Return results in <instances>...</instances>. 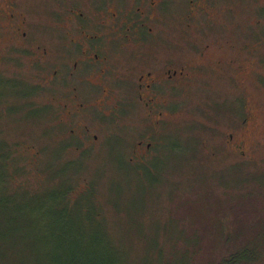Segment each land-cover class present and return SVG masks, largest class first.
<instances>
[{"label": "rangeland", "instance_id": "1", "mask_svg": "<svg viewBox=\"0 0 264 264\" xmlns=\"http://www.w3.org/2000/svg\"><path fill=\"white\" fill-rule=\"evenodd\" d=\"M178 2L177 20L159 30L167 36L151 49L185 62L188 76L161 91L164 105L144 108L133 80H115L126 67L123 52L111 55L107 80L66 72L61 84V29L54 25L61 0H18L29 20L27 49L37 44L48 54L39 61L14 51L0 63V104L16 100L9 110L0 106V179L8 173L11 180L7 165L17 158L29 169L19 177L28 186L9 190L16 210L26 211L14 213L16 235L0 241V264L61 262L60 248L44 239L60 228L48 211L63 196L68 207L87 202L90 214L101 208L94 217L118 264H214L264 230V0H207L193 12ZM125 4L137 0L113 2ZM66 63L68 70L72 58ZM230 135L243 141L244 153L232 148ZM30 210L43 214L36 227L25 223ZM94 217L82 211L70 221L74 229L96 228ZM193 232L198 241L188 245ZM29 237L33 244H24Z\"/></svg>", "mask_w": 264, "mask_h": 264}, {"label": "flooded vegetation", "instance_id": "2", "mask_svg": "<svg viewBox=\"0 0 264 264\" xmlns=\"http://www.w3.org/2000/svg\"><path fill=\"white\" fill-rule=\"evenodd\" d=\"M189 10L193 12L194 4L207 7L209 2L201 0H186ZM238 1V0H236ZM114 0H61V14H57L54 25L61 29V84L66 72L78 78L84 74L95 72L97 82L107 80L110 74L108 63L113 61L112 54L123 52L126 67L124 72L115 78L117 82L124 81L138 92V103L144 108H150L166 103L160 95L163 90H175L184 83L188 72L185 62L177 61L170 56L157 57L151 49L157 43L160 45L166 34L159 30L177 20L178 0H137V5H113ZM29 20L25 11L18 6V0H0V63L9 55L12 60L14 51L27 50L26 53L41 61L48 54L46 48L29 42ZM36 45V46H35ZM165 46V45H164ZM68 47V48H67ZM67 58H72L68 65ZM9 60V62H11ZM228 63V64H227ZM227 65L239 68V62L227 61ZM85 67L86 70L80 71ZM2 75H0V79ZM10 80L11 75L5 76ZM76 82V81H75ZM116 82V83H117ZM81 81H79V84ZM103 91L109 88L108 82H102ZM95 85V84H94ZM128 87V86H127ZM88 88V87H87ZM159 95V96H158ZM161 111L155 115L160 121ZM65 122L61 119V126ZM96 139V136H93ZM231 146L242 154V140L233 141L229 136ZM150 144L146 145L149 148Z\"/></svg>", "mask_w": 264, "mask_h": 264}, {"label": "trees", "instance_id": "3", "mask_svg": "<svg viewBox=\"0 0 264 264\" xmlns=\"http://www.w3.org/2000/svg\"><path fill=\"white\" fill-rule=\"evenodd\" d=\"M10 94L13 98H15L16 95L13 93V89L9 90V95ZM5 101L6 100H4V102L3 101L1 102V104L5 106V110H9L11 106L13 105V103L16 102V100H13V101L8 100L7 103ZM1 110L2 109H0V111ZM3 148L8 151L7 145L5 146L3 145ZM19 160L20 158L19 159L17 158V161L12 160L7 165L8 167L13 168L10 173L11 180L7 172H6L7 175L4 174L2 176L3 179H0V191H1L0 193V241H5L9 238H12V235L14 234L16 235L14 229L15 230L19 229L21 227V224L19 223L18 217L14 213L17 210H20L23 212L26 211L24 210L25 208H23V206H19L16 210V206H14L13 204V199H11L8 196V194H10L9 193L10 189L16 192L19 190H24L25 187L28 186L23 181H19V177H21L20 175H22L23 173H24L23 175H25L29 171V169L27 170V168H25L26 169L25 171H22L20 167L21 163L19 162ZM34 160L35 159H32V161ZM4 168H5V164H4ZM13 179L17 180L16 186L14 188L12 187ZM235 183L239 184L241 183V181L234 182V184ZM219 185L220 187L227 186L225 184H219ZM29 188L31 190V187ZM38 191H39L38 189H32V193H36ZM86 191L88 193V190ZM95 202H96L95 205L98 206L99 205L98 197L95 198ZM68 203H69V197H68V201H65V196H63L62 201L61 199L59 200V205H55V207H53L50 211H48L52 213L55 212L60 222V228L58 229L56 228L55 230L48 229V232L45 235V239H44V244L45 243L53 244L54 247L60 248V254H58L59 255L58 257H59V260H61V262L57 261V263L58 264H118V262L120 263L119 259L121 258V256L118 257L115 254L116 252L114 253V248L112 247L111 240L106 233L107 229L104 228V225L102 227L99 221L96 223L94 216H96L97 218L101 217V210H100L101 208H98V211L96 210L97 212L93 209L92 214H90L89 212L90 208H88L87 205L85 204L87 202L81 205V207H79V202L75 203L72 207H68ZM10 207H11V210H10ZM78 208H79V212H78ZM142 210L143 209H141L140 212ZM82 211L94 217L96 228L95 227L91 228L89 225H85V227L83 226V227L76 228V229L73 228V224L70 221L71 218L74 217V214L78 216L79 213ZM8 212L9 214H7ZM24 214L28 216V220L25 223L33 227L34 226L36 227V224H38L37 223L38 220L36 221V219L42 217L43 215L41 214V212L37 213V212H33L32 210H30L29 213H24ZM207 216H208V219L210 220V224L212 225L215 221H212V217L210 215H207ZM1 222L5 223V225L7 226L6 229H3L1 227L2 226ZM208 230H212V229L210 227H207V231ZM11 232L13 233L10 234ZM235 232L236 231H234L233 233ZM30 235L33 236L32 233ZM27 236L29 235L25 234V237ZM196 236H197V233L193 232L191 236V240L188 242V245L190 244L194 245V243L198 241L194 239V237ZM230 236L231 234L226 236L227 241L230 239ZM25 237H24V240H25ZM29 238L26 241H24V244L26 243L33 244V239L31 237ZM17 240L18 242L22 241L23 237L17 238ZM248 240L249 241L247 243H244L243 245L241 244V246H239L238 248L229 251V253L222 256L220 260L214 262V264H264V230L261 232H258L256 235H253V237H251ZM11 242H15L14 239H11ZM154 247H157V245ZM156 253L158 257H160L161 249L160 248L157 249ZM3 256L6 257V255H3ZM52 264H54V261L52 262Z\"/></svg>", "mask_w": 264, "mask_h": 264}]
</instances>
